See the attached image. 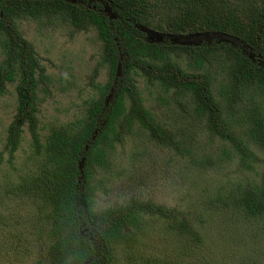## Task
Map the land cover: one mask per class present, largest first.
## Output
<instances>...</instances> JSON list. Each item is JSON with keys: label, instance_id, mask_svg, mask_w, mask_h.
<instances>
[{"label": "trees", "instance_id": "obj_1", "mask_svg": "<svg viewBox=\"0 0 264 264\" xmlns=\"http://www.w3.org/2000/svg\"><path fill=\"white\" fill-rule=\"evenodd\" d=\"M22 17L57 18L77 29L94 26L103 41L102 61L109 69V80L96 84L99 95L85 102L82 116L52 128L44 141L35 102L37 84L48 77L33 44L14 25ZM0 46L6 53L0 65V96L6 81H19L18 112L8 127L6 149L15 153L26 122L36 154L47 160L39 165V175L31 178V185L28 179L17 190L33 198L39 209L43 205L54 225L48 264H111L114 244L132 240L131 229L141 227L146 212L159 213L171 229L197 235L188 221L179 220L176 208L150 199L135 197L100 212L92 209L96 170L110 172L116 147L135 128L157 142L176 167L185 157L194 166L213 160L192 152L195 128L198 133L207 129L233 141L244 160L254 154L249 143L264 151V107L254 104L255 94L264 99V0H92L86 8L68 0H0ZM181 54L187 57L184 69ZM216 64H222L228 76L218 92L226 98L222 103L212 88L211 68ZM135 69L155 85V80L160 81L158 94L174 90L177 98L189 95L193 99L189 126L172 130L160 122L144 105L132 74ZM37 70L41 71L39 80ZM250 90L241 120L245 128L237 134L232 120L222 112L244 102V93ZM204 118L207 126L199 128ZM135 151L133 157L138 158ZM229 196L230 201L228 196L221 200L224 206L256 219L264 216V177L248 186L237 185ZM97 221L100 226L88 231V224Z\"/></svg>", "mask_w": 264, "mask_h": 264}, {"label": "rangeland", "instance_id": "obj_2", "mask_svg": "<svg viewBox=\"0 0 264 264\" xmlns=\"http://www.w3.org/2000/svg\"><path fill=\"white\" fill-rule=\"evenodd\" d=\"M14 25L33 44L48 77L36 86L38 131L44 141L52 128L80 118L85 102L99 95L96 84L109 80L108 65L102 61L103 41L94 26L77 29L69 21L57 18L48 21L44 17L40 20L22 17L15 19ZM5 54L0 46V65L6 59ZM186 58L181 54L183 69L187 68ZM135 70L132 74L144 105L160 122L172 130L174 126H189L188 112L195 106L193 99L189 95L177 98L174 90L158 94L160 81L155 80L156 86ZM211 74L214 97L222 103L226 98L218 92L228 76L222 64L214 65ZM40 75L37 70V80ZM18 83L6 81L0 96V264H48L53 242L50 231L54 225L45 215L43 205L39 209L33 198L24 192L19 195L17 190V185L28 179L31 185V178L39 175L36 174L39 165L47 160L36 154L26 122L15 153L6 149L8 127L18 112ZM244 95V102H239L235 109L222 112L223 117L232 120V129L237 134L245 128L242 114L246 113L244 107L252 90ZM254 104L264 107L259 93L254 95ZM199 125V128L207 126V118ZM197 131L192 152L204 154L202 159L212 158L206 166L202 163L194 166L189 157L182 159L181 166H173L158 143L137 127L116 147L110 172L96 170V187L92 185L95 202L92 209L96 212L131 202L135 197L150 199L176 208L179 220L188 221L197 232L194 236L171 229L159 213L146 212L141 227L131 229L132 240L120 239L114 244L111 264H264V216L256 219L240 214L238 208L226 207L221 201L227 200L225 196L229 198L237 185L248 186L264 177V151L249 143L254 154L244 160L233 141L221 139L207 129ZM133 149L138 150V158L133 157L137 152ZM102 186L107 187L106 191ZM99 223H89L87 230L98 228Z\"/></svg>", "mask_w": 264, "mask_h": 264}, {"label": "flooded vegetation", "instance_id": "obj_3", "mask_svg": "<svg viewBox=\"0 0 264 264\" xmlns=\"http://www.w3.org/2000/svg\"><path fill=\"white\" fill-rule=\"evenodd\" d=\"M72 4L81 7L86 8V7H91L92 0H68Z\"/></svg>", "mask_w": 264, "mask_h": 264}, {"label": "clouds", "instance_id": "obj_4", "mask_svg": "<svg viewBox=\"0 0 264 264\" xmlns=\"http://www.w3.org/2000/svg\"><path fill=\"white\" fill-rule=\"evenodd\" d=\"M85 159H83L82 161L84 162Z\"/></svg>", "mask_w": 264, "mask_h": 264}]
</instances>
